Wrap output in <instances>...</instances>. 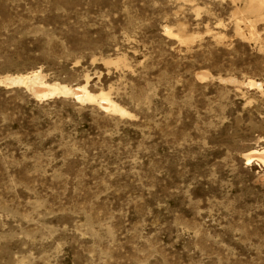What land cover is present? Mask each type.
Instances as JSON below:
<instances>
[{"label": "rangeland", "instance_id": "rangeland-1", "mask_svg": "<svg viewBox=\"0 0 264 264\" xmlns=\"http://www.w3.org/2000/svg\"><path fill=\"white\" fill-rule=\"evenodd\" d=\"M257 2L0 0V264H264Z\"/></svg>", "mask_w": 264, "mask_h": 264}, {"label": "bare ground", "instance_id": "bare-ground-1", "mask_svg": "<svg viewBox=\"0 0 264 264\" xmlns=\"http://www.w3.org/2000/svg\"><path fill=\"white\" fill-rule=\"evenodd\" d=\"M256 2L259 3L260 6H262L264 0H256ZM1 83L6 86L13 85V86L24 87L33 94L36 100L41 102L56 97H70V96L76 99L77 102H97L98 100H101L100 107L103 110L107 112H113L114 114L121 116L123 118L132 116L131 113H129L125 109L121 108L120 106L112 102L106 93L102 92L98 95H93L87 90L86 85L73 89L69 86L62 85L59 83H47L46 81L43 80L39 72L34 71L28 75L8 77ZM254 157L258 158L259 161L261 160V162H263L264 164V151L253 152L248 159L250 160L251 158Z\"/></svg>", "mask_w": 264, "mask_h": 264}]
</instances>
